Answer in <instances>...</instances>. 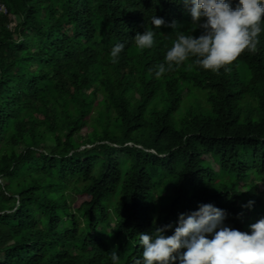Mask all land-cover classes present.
Returning <instances> with one entry per match:
<instances>
[{
    "label": "trees",
    "instance_id": "1",
    "mask_svg": "<svg viewBox=\"0 0 264 264\" xmlns=\"http://www.w3.org/2000/svg\"><path fill=\"white\" fill-rule=\"evenodd\" d=\"M0 2V264H135L140 233L202 203L241 232L264 217V31L215 72L156 78L193 27L177 0Z\"/></svg>",
    "mask_w": 264,
    "mask_h": 264
},
{
    "label": "clouds",
    "instance_id": "2",
    "mask_svg": "<svg viewBox=\"0 0 264 264\" xmlns=\"http://www.w3.org/2000/svg\"><path fill=\"white\" fill-rule=\"evenodd\" d=\"M177 2L184 5L193 27L190 33L176 37L166 51L164 63L155 68L156 78L190 58L200 68L215 72L241 53L256 51L259 34L264 31V0H235L234 5L232 0ZM151 24V29L145 28L134 36L139 49L153 47L155 29H160L165 21L154 15ZM168 26L176 30L178 24L173 21ZM196 28L202 30L199 36L191 34ZM124 49L123 42L111 47L113 62ZM252 203L249 201L248 206ZM227 215L225 209L202 203L197 210L178 215L171 235L165 234L172 227L170 224L151 234L140 233L142 256L135 264H264V217L249 225V233L226 225ZM110 261L120 264L119 255L111 253Z\"/></svg>",
    "mask_w": 264,
    "mask_h": 264
},
{
    "label": "built area",
    "instance_id": "3",
    "mask_svg": "<svg viewBox=\"0 0 264 264\" xmlns=\"http://www.w3.org/2000/svg\"><path fill=\"white\" fill-rule=\"evenodd\" d=\"M1 12H4V13L7 12V8L5 7V5L2 2H0V13Z\"/></svg>",
    "mask_w": 264,
    "mask_h": 264
},
{
    "label": "rangeland",
    "instance_id": "4",
    "mask_svg": "<svg viewBox=\"0 0 264 264\" xmlns=\"http://www.w3.org/2000/svg\"><path fill=\"white\" fill-rule=\"evenodd\" d=\"M13 24H11V25H13ZM259 184H260V187L262 188V190H264V182H260Z\"/></svg>",
    "mask_w": 264,
    "mask_h": 264
}]
</instances>
